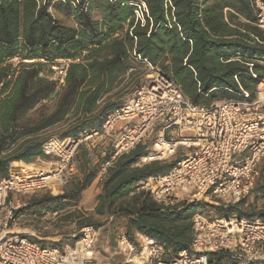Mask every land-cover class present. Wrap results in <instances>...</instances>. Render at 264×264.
Wrapping results in <instances>:
<instances>
[{
  "label": "trees",
  "instance_id": "16d2710c",
  "mask_svg": "<svg viewBox=\"0 0 264 264\" xmlns=\"http://www.w3.org/2000/svg\"><path fill=\"white\" fill-rule=\"evenodd\" d=\"M144 5L147 11L139 18L136 10ZM53 6L75 24L63 23ZM255 19L251 0H0V179L14 164L28 165L44 156V130L69 117L73 122L62 138L79 139L100 127L124 102L114 95L130 82L129 92L142 85L140 72L133 69L141 62L137 55L170 75L196 104L242 99L245 91L253 98L264 79V29ZM15 56L20 57L18 64L9 61ZM59 58L73 60L62 83L51 77V66ZM49 100L56 101L51 112L42 108L38 117L25 119ZM86 144L78 147L79 175L69 187L61 194L32 197L16 215L28 209L64 210L82 201L112 151L93 163ZM150 153V142H140L116 158L95 207L113 219L126 218V233L132 238L144 232L176 254L190 246L192 215L207 205L180 201L164 206L139 189L142 181L168 172L181 159L178 155L136 165ZM261 172L256 193H264V163ZM245 203L244 198L216 208L221 216L264 214ZM89 224L99 226L90 218L78 225L81 229Z\"/></svg>",
  "mask_w": 264,
  "mask_h": 264
},
{
  "label": "built area",
  "instance_id": "2783aa9c",
  "mask_svg": "<svg viewBox=\"0 0 264 264\" xmlns=\"http://www.w3.org/2000/svg\"><path fill=\"white\" fill-rule=\"evenodd\" d=\"M251 2L256 10L254 23L264 29V1ZM145 10V5L139 6L136 16L143 17ZM136 58L143 63L140 69L146 72V82L107 114L100 127L79 139L48 137L43 143L44 157L49 158L47 167L14 164L9 175L0 179V264H105L95 257L100 235L95 225L79 230L72 244L75 248L43 245L11 228L24 204L19 196L63 183L66 174L74 171V158L84 141H111L110 159L100 168L101 181L116 158L140 142L147 143L152 134L151 153L136 165L170 161L181 155L168 172L139 185L164 206L200 201L207 206L227 207L253 193L264 163V79L253 98L245 91L242 99L200 105L159 66L140 55ZM9 61L19 63L20 57ZM71 62L69 58L57 59L51 66V77L62 83ZM191 220L192 242L176 254H170L162 242L144 232L132 238L122 231L117 243L125 259L120 264H264V214L252 218L209 216L197 209Z\"/></svg>",
  "mask_w": 264,
  "mask_h": 264
},
{
  "label": "rangeland",
  "instance_id": "374dc122",
  "mask_svg": "<svg viewBox=\"0 0 264 264\" xmlns=\"http://www.w3.org/2000/svg\"><path fill=\"white\" fill-rule=\"evenodd\" d=\"M52 10H59L56 6L52 7ZM56 14V13H55ZM60 16L63 23L67 25H74L73 18L65 15L63 12L57 13ZM98 16V15H97ZM15 64H18L17 61H14ZM137 72H140L142 76L143 83L146 82V72L145 70L140 69L143 66V63H136ZM135 72V71H134ZM130 82L126 87H124L120 92L116 93L113 98L119 97L122 100H127L130 98L134 92H129L131 87L133 86ZM142 83V84H143ZM55 100H49L44 103V105H40L31 111L28 112L26 118H35L38 117L42 108H44L45 112H51L55 108ZM73 122V118L69 117L66 121L58 123L40 133L41 137L47 139L50 136L56 135L61 136V133L68 128V126ZM117 135L115 134L114 137ZM155 134L150 136V139H147L148 142L153 141ZM85 142V141H84ZM108 142L110 140H102L98 143L95 141L86 142V148L89 150V155L91 156L92 162L97 163L101 159V154L104 156L105 147L108 146ZM103 151V153H102ZM38 158V157H37ZM37 158L32 161L26 162H36ZM44 158V156H41ZM75 161V158H74ZM38 163V162H37ZM15 165L22 166L25 168H33V164L25 165L23 163H16ZM40 167H47V165H40ZM262 173V172H261ZM67 176L64 177L63 183H54L51 187L37 191L35 193L24 194L19 196L21 201L24 203L23 206L27 204V202L32 197H39L47 192H51L53 194H61L63 191L69 187L71 184V180L73 177L79 175L75 170L72 173H67ZM261 182H264V178L261 179ZM99 189L95 186L90 189L88 192H85L83 195L82 201L77 205H71L66 207L64 210H41L35 211V209H28L21 214L15 215V219L12 224V230L20 231L23 234L29 235L33 240H42L46 242V245H58L65 247L66 244L70 248H75L77 246H72L76 242L74 237L77 236L80 228L79 222L81 220H85L87 218L92 219L97 222L99 226L97 227L100 231L99 239L97 245L95 247V257L98 261L105 264H120L124 259L125 255L120 253L118 250V235L124 231L126 232V218L116 217L113 219L112 216H109L107 213H99L96 209V195L99 193ZM253 205L254 210H264V193L255 192L246 198V203L244 207ZM22 206V207H23ZM21 209V208H20ZM199 210H204L207 215L215 216L219 215V212L216 207L212 206H204L199 207Z\"/></svg>",
  "mask_w": 264,
  "mask_h": 264
},
{
  "label": "crops",
  "instance_id": "0c3cea01",
  "mask_svg": "<svg viewBox=\"0 0 264 264\" xmlns=\"http://www.w3.org/2000/svg\"><path fill=\"white\" fill-rule=\"evenodd\" d=\"M52 11H53L54 14L56 13L55 16L58 17L61 20L60 16H58V14H57V13H59L60 10H52ZM74 24H75V22H74ZM111 147H113V146L111 145L110 142H108V146L105 147L104 152L106 151L107 153H109V151L112 150ZM36 160H37L36 162H31L29 164H35V165L39 166V164L40 165H47L49 163V158H47V157H44V158L38 157ZM74 170H75L76 173H79V161H77V160L74 161ZM102 181L99 180V175H98V177L94 180V182L91 184V186L85 192H88L90 189L94 188L95 186L100 190L101 189Z\"/></svg>",
  "mask_w": 264,
  "mask_h": 264
},
{
  "label": "bare ground",
  "instance_id": "6f19581e",
  "mask_svg": "<svg viewBox=\"0 0 264 264\" xmlns=\"http://www.w3.org/2000/svg\"><path fill=\"white\" fill-rule=\"evenodd\" d=\"M28 165H29V163H28Z\"/></svg>",
  "mask_w": 264,
  "mask_h": 264
}]
</instances>
